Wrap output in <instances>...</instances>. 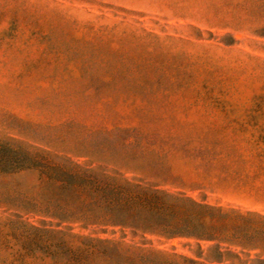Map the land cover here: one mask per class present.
I'll use <instances>...</instances> for the list:
<instances>
[{"label":"rangeland","instance_id":"rangeland-1","mask_svg":"<svg viewBox=\"0 0 264 264\" xmlns=\"http://www.w3.org/2000/svg\"><path fill=\"white\" fill-rule=\"evenodd\" d=\"M116 127L139 131L147 152L108 172L264 215V0H0V143L94 169L70 150ZM36 192L34 173L0 174L7 197ZM10 203L0 264H40L14 256ZM121 236L94 237L230 264L211 242Z\"/></svg>","mask_w":264,"mask_h":264},{"label":"trees","instance_id":"trees-1","mask_svg":"<svg viewBox=\"0 0 264 264\" xmlns=\"http://www.w3.org/2000/svg\"><path fill=\"white\" fill-rule=\"evenodd\" d=\"M141 140L135 129L90 133L70 154L86 159L88 166L96 164L94 169L15 143H0V174L36 175V193L14 197L0 193V206L19 204L12 215L17 222H7L18 248L14 256L40 264H203L94 237L118 232L121 237L129 233L141 239L207 241L218 263L264 264V215L201 205L106 170L119 166L130 152L142 162L147 148ZM35 217L39 219L28 221ZM4 236L0 229V247H6Z\"/></svg>","mask_w":264,"mask_h":264}]
</instances>
